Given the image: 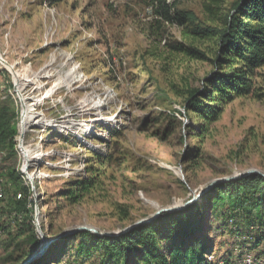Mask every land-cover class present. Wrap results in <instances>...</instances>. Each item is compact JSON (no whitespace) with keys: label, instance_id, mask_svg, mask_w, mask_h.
<instances>
[{"label":"rangeland","instance_id":"obj_1","mask_svg":"<svg viewBox=\"0 0 264 264\" xmlns=\"http://www.w3.org/2000/svg\"><path fill=\"white\" fill-rule=\"evenodd\" d=\"M216 1H223L217 9ZM236 1L167 3L174 2L172 13L225 27ZM149 4L0 0V106L10 108L16 129L14 156L0 153V264H20L42 238L61 240L81 228L118 236L198 195L194 220L207 247L204 261L264 264V190L248 196L245 212L235 208L228 227L224 212L234 197L212 205L220 184L264 175V67L253 77L252 95L225 103L217 121L205 122L188 111L185 94L199 96L208 87L218 41L201 40L189 22H160ZM177 45L200 55L180 54ZM68 111L71 125L64 119ZM23 153L40 157L25 167ZM10 174L19 176L20 186ZM90 178L96 183L89 194L75 203L64 198ZM22 187L38 244L19 250L21 241L6 244L24 219L8 207L13 197H24ZM258 196L263 204L252 208ZM69 242L59 264L74 263L88 239ZM176 246L161 245L168 255ZM129 261L134 264L133 257ZM81 264H105L104 255L93 252Z\"/></svg>","mask_w":264,"mask_h":264},{"label":"trees","instance_id":"obj_2","mask_svg":"<svg viewBox=\"0 0 264 264\" xmlns=\"http://www.w3.org/2000/svg\"><path fill=\"white\" fill-rule=\"evenodd\" d=\"M222 2H214L216 6L218 5L215 8L217 9ZM173 3H167V0H150L149 7L160 22L174 24L178 27H183L189 22L194 26L193 34L201 40L218 41L216 57L212 61L215 71L211 75L209 88L206 87L199 96H196L195 92L185 94L188 111L210 124L218 120L221 108L225 103L253 94V77L259 69L264 67V0H237L232 6L235 13L229 17L225 27L206 26L189 12L172 13ZM173 49L184 55H200L183 45H177ZM206 100L217 106L214 107L206 103ZM12 114L9 107L2 108L0 106V153L9 157L14 156L15 153L16 129L11 125ZM10 180L20 186V178L17 174H10ZM95 183L92 178L86 181L82 180L77 183L76 192L70 191L64 193L63 196L66 200L75 203L80 197L89 194ZM263 190L264 178L252 174L215 187L213 192L216 193L212 199V205L213 207L215 204L218 206L225 198L232 199L234 197V203L224 212V225L228 227L230 223H235V208H241L245 212L248 207L245 203L248 196L256 193L263 194ZM22 191L24 193L22 199L16 200L13 197L9 200L8 207L12 213L16 215V218L17 215H24V219L21 225L18 224L14 233L7 234L6 248H11L12 244L17 241H21L18 245L19 250L23 245L37 247L38 244L29 223L31 221L29 194L24 187H22ZM213 192L207 193L204 197H211ZM197 204L195 202L176 213L162 214L150 223L141 224L114 237L97 236L88 231L77 232L71 237L59 240L33 264L62 263L64 247L70 244V240L72 242L78 238L88 239V242L80 244V251L77 252L74 263L66 261L64 264H81V260L89 258L93 252H102L105 264H130L129 260L132 257L134 264H207L203 259L207 247L205 248L204 244L201 245L197 237L201 225L198 220H194L198 216ZM261 204H263V197L258 196L251 206L259 209ZM230 208L232 209L230 210ZM159 220L164 226L162 229H160L161 225L157 226ZM187 244L190 246L184 247ZM82 245L85 246L82 247ZM161 245L177 246L171 249L168 255L163 251Z\"/></svg>","mask_w":264,"mask_h":264},{"label":"water","instance_id":"obj_3","mask_svg":"<svg viewBox=\"0 0 264 264\" xmlns=\"http://www.w3.org/2000/svg\"><path fill=\"white\" fill-rule=\"evenodd\" d=\"M260 176L264 178V175H260ZM199 197H200V195H198V197H196L195 199L190 201L188 204L195 202ZM187 205H185L184 207H178V208H172V209H166V210L158 211L154 215H152L150 218H148L144 221H141V222L125 229L121 234H124V233L128 232L129 230H131V229H133V228H135L141 224L150 223L153 220H155L156 218H158L159 216H161L162 214H172V213L182 211ZM80 231H88V232H92L93 234H95L97 236H101L96 231L90 230L88 228L77 229L73 232L67 233L66 235L75 234V233L80 232ZM66 235H62V236H66ZM103 236H111V235L105 234ZM59 238L60 237H57L56 239H52V240H45L44 238H42V244L39 246V248H37L29 257H27L20 264H33L35 261H37L39 258H41L51 248L52 245L57 243L60 240Z\"/></svg>","mask_w":264,"mask_h":264},{"label":"bare ground","instance_id":"obj_4","mask_svg":"<svg viewBox=\"0 0 264 264\" xmlns=\"http://www.w3.org/2000/svg\"><path fill=\"white\" fill-rule=\"evenodd\" d=\"M18 91H21V85L20 84L18 85ZM101 107H104V105L99 106V108H101ZM80 112L83 113L84 111H80ZM71 116L72 115H71L70 111H68V114L64 117V119L67 121V118H70ZM67 122H69V121H67ZM36 123L38 124L39 122H36ZM73 123L74 122H71V123L69 122L70 125L73 124ZM72 127H74V126L72 125ZM66 129L67 130L71 129V126H68ZM23 156H24V166L25 167L27 166L28 163H33L40 157V156L39 157L35 156V154L34 155L33 154L32 155H26L25 153H23Z\"/></svg>","mask_w":264,"mask_h":264}]
</instances>
